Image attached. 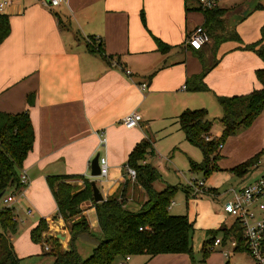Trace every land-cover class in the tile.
<instances>
[{
  "label": "crops",
  "instance_id": "crops-1",
  "mask_svg": "<svg viewBox=\"0 0 264 264\" xmlns=\"http://www.w3.org/2000/svg\"><path fill=\"white\" fill-rule=\"evenodd\" d=\"M45 1L11 0L2 12L9 19L10 30L0 43V112H27L33 130L31 149L20 168L27 184L12 201L16 232L25 225L30 238L31 229L44 219L48 229L43 237L53 236L67 248L72 222L59 215L47 176H71L68 182L76 187H81L84 179L93 180L104 200L120 196L124 190V196L119 197L124 200V208L138 210L147 195L128 173L127 158L141 140L152 145L146 163L152 164L148 158L153 160L156 156L155 144L165 140L169 143L165 163L173 165L176 156L186 155L188 168L184 171L174 167L181 191L186 199L204 196L211 199L208 216L172 212L174 199L167 207L170 214L186 215L192 226L209 232L229 227L233 220L222 209L227 191L223 196L215 191L229 181L230 186L242 188L261 176L264 151L245 174L237 176L230 169L264 149V111L250 126L227 137L222 144L220 169L204 178V186L215 191L195 196L186 193L187 181L203 176L190 169V161L198 163L202 156L199 160L177 117L186 109L203 108L207 117L217 123L222 109L216 96L242 95L261 87L255 71L263 67V61L244 45L257 40L264 43V38L255 37L257 24L249 21L262 1L240 0L228 6L215 0L218 8L227 10L215 23L224 20L226 30L238 38L213 39L222 29L217 26L214 33L210 30L209 41L200 49L192 48L186 39L196 27L206 29L204 15L196 8L186 11L184 0H65L54 10ZM250 3L249 13L236 19ZM254 17L264 22V15ZM89 37L98 38L95 45L90 42L92 48L87 46ZM154 38L169 48L164 52L158 50ZM98 44L99 49L95 47ZM203 69L206 71L202 81L207 90L188 89L187 82ZM141 84L146 87L142 89ZM131 111L138 112L141 120L135 127L126 128L121 120ZM163 125L167 128L164 132ZM101 137L105 139L104 145H100ZM208 137L216 136L211 133ZM96 153L106 158V176H90V161ZM156 182H153L156 190L165 188V184L159 186ZM93 202L86 200L79 206L91 225L90 231L79 234L75 241L82 258L91 254L102 235ZM22 206L26 207L25 215L34 220L20 218ZM16 232L8 235L16 255L22 258L16 251ZM38 244L39 255H43V245ZM218 248H229L227 238ZM27 249L30 252V245ZM187 263L185 253H161L153 257L140 253L117 256L112 262Z\"/></svg>",
  "mask_w": 264,
  "mask_h": 264
},
{
  "label": "trees",
  "instance_id": "trees-1",
  "mask_svg": "<svg viewBox=\"0 0 264 264\" xmlns=\"http://www.w3.org/2000/svg\"><path fill=\"white\" fill-rule=\"evenodd\" d=\"M199 0H184L185 10L196 8L204 15V29L209 37L215 32V27H222L218 36L213 35L217 41L227 38H238L226 30L225 21L215 23L227 10L216 5L208 8L202 6ZM263 5H258L261 8ZM140 18L145 23L141 10ZM204 27V28H205ZM203 28V27H202ZM214 28V29H213ZM10 30L9 19L0 13V43L6 38ZM209 33V34H208ZM92 38V37H90ZM157 49L166 51L169 47L158 38H154ZM94 45L97 43L93 41ZM87 46L92 48L87 41ZM99 49V44L96 45ZM244 48L254 51L263 61V67L255 71V76L261 87L249 93L234 96H216L217 103L222 109L219 121L222 124V132L219 137L209 138V130L213 120H209L205 109H186L178 117L177 122L183 131L185 138L202 152V160L197 163L190 161L192 171L202 173L207 178L212 172L218 171L220 148L225 139L238 130L248 127L255 118L264 111V43L257 40L245 44ZM205 69L199 75L193 76L187 87L193 91L207 90L202 81ZM33 130L27 112L7 114L0 112V264H22L15 251L9 233L17 230V222L14 219L12 206L2 203V197L15 195L24 187L19 182V172L22 162L31 149ZM264 149L250 159L240 163L230 171L237 176L245 174L253 165H256ZM152 153V145L147 140H141L135 145L127 158V165L135 170V180L144 189L147 199L136 211L124 208V190L121 195L107 197L101 202H93L97 223L102 238L92 249L86 258H82L75 246L79 234L89 232L86 217L82 214L80 204L92 199L91 184L84 179L81 187H76L68 182L71 176L55 175L47 176V185L50 188L59 215L64 221H71V238L67 248H63L61 242L53 237H43L47 232V224L40 219L30 231V239L33 243H41L49 246V251H44L50 258L48 264H112L115 257H125L132 254L145 253L153 257L161 253H187L191 254L190 231L192 224L186 215H172L168 211L174 187L167 185L158 191L153 187L159 174L154 166L145 162ZM186 193L192 194L186 186ZM207 191H215L207 189ZM217 231V230H215ZM219 231L224 233V239H235L238 250L244 249L242 226L238 220H234L227 228ZM209 241L208 245L212 243ZM207 246L206 243L204 247Z\"/></svg>",
  "mask_w": 264,
  "mask_h": 264
},
{
  "label": "rangeland",
  "instance_id": "rangeland-1",
  "mask_svg": "<svg viewBox=\"0 0 264 264\" xmlns=\"http://www.w3.org/2000/svg\"><path fill=\"white\" fill-rule=\"evenodd\" d=\"M236 1H240V0H218V4L220 3L219 5L225 4L229 6V5L234 4ZM261 1L263 3L262 4L263 7L258 8L257 11H255L253 15L251 14L249 16L250 18L249 21H254L257 24L256 28L254 29V32H255V37L259 39L264 38V22L262 23L259 17L253 18V16L264 15V13L261 12L262 10H264V0H261ZM198 2L200 3V1ZM207 118L209 119V117ZM164 126L165 125L161 126L162 132L167 130V128H164ZM222 128L223 127L220 121H217V123L213 122L209 130V134L213 133L215 134L216 137H219L222 132ZM168 147H169V143L167 140L162 141L158 144H155L154 149L156 151V156L153 158V160H151L150 157L148 158L149 161L153 164L151 165L156 168L159 174V177L157 178V182L159 183L156 182L155 184L156 185L159 184L160 186V183H163L165 184V187L167 185L174 187L175 190L173 192L171 199H174L176 201V205L172 207V212L178 211L179 213H183V214L188 212L189 214H192L194 216H197V215L202 216V217L208 216L207 214L210 213V210L212 208L211 202H210L211 199L206 198L205 196L204 197H187L186 199L185 194L180 189V184L178 180L179 175L176 173L178 172L176 171V168L177 170L181 169L184 171L188 168L187 156L184 154H179L178 156H176L173 162L174 166L171 165L169 161L165 163V156L167 155V151L169 149ZM191 148H193V150L197 154V157H199V160H200L202 156L201 155L202 152L200 151V149L196 146L191 147ZM220 151H221V148H220ZM158 155L160 156V158L159 157L157 158ZM232 187L234 186H230V181H229L226 184H222L218 186L219 190L216 189L217 191L215 192L216 194L217 193L219 194V195L217 194L218 196H223L224 192L229 190ZM17 194L15 195L17 196ZM22 207L24 210L20 212V218L27 219L28 221L34 220L35 219L34 217L25 215L24 211L26 207L25 206H22ZM23 226H21V228H19L15 234V240L17 241L16 251L17 253H20L22 256L21 258L22 264L49 263L50 258L47 260L45 255H39V244L35 243L34 245V243L29 238L28 232L25 231V228ZM90 228H91V225H89V230ZM0 230H1V227H0ZM223 235L224 233L222 231L217 230V231L209 232L205 228L192 226V229L190 231L191 254L185 253L188 258L187 264H223L222 254L219 252L220 248L217 247V248H214V250H209V246H208L209 244L208 241L211 238L215 236L223 237ZM101 238H102V235H101ZM101 238L99 237L97 238V243L100 241ZM205 242L207 246L204 247ZM28 245H30V252H28L29 250L27 249ZM85 245L87 244H82V246H85ZM228 262L229 264H253L251 258L246 253H243V252L242 253H238V252L232 253Z\"/></svg>",
  "mask_w": 264,
  "mask_h": 264
},
{
  "label": "built area",
  "instance_id": "built-area-1",
  "mask_svg": "<svg viewBox=\"0 0 264 264\" xmlns=\"http://www.w3.org/2000/svg\"><path fill=\"white\" fill-rule=\"evenodd\" d=\"M11 0H0V13L4 12ZM202 6L211 8L216 5L215 0H199ZM65 0H47L45 5L54 10L63 4ZM90 43L98 41L97 37L87 38ZM209 41L206 31L201 27H196L195 30L187 37L186 43L194 49L200 47ZM140 87L144 89L145 84ZM141 120V115L136 111H131L123 116L121 123L126 128L135 127ZM105 139L100 138V145H104ZM100 166L99 176L107 175L106 158L99 157ZM128 173L132 178L135 177V170L127 168ZM204 178L193 179L187 181L186 186L192 194L209 192L205 187ZM19 182L22 186L27 184V178L24 172H19ZM228 196L222 203L223 212H225L233 221L238 220L242 226V234L244 238V249L238 250V242L235 239H227L229 248L220 250L223 264H228L230 256L234 252H245L252 260L253 264H264V168L261 176L252 183H249L242 188L232 187L227 190ZM14 195H6L2 197V203L6 206H12ZM224 241V238L215 237L209 245V250L219 247ZM43 250L49 251V246L44 245Z\"/></svg>",
  "mask_w": 264,
  "mask_h": 264
},
{
  "label": "water",
  "instance_id": "water-1",
  "mask_svg": "<svg viewBox=\"0 0 264 264\" xmlns=\"http://www.w3.org/2000/svg\"><path fill=\"white\" fill-rule=\"evenodd\" d=\"M251 7V3L248 5V7L246 9H244L240 15L236 16L235 18L236 19H241L243 18L244 16H246L249 11H250V8ZM98 159H99V153H96L93 158L91 159L90 161V176L91 177H98L99 176V173H100V166H99V162H98ZM90 184H91V190H92V199L94 202H101L104 200L101 192L99 191L98 187L96 186L95 184V181H90ZM3 195V192H0V198L1 196ZM58 238H61L59 236H57Z\"/></svg>",
  "mask_w": 264,
  "mask_h": 264
}]
</instances>
